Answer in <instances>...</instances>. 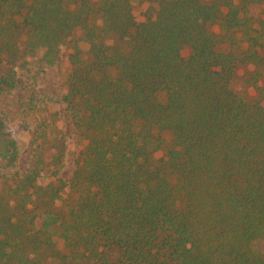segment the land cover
I'll return each mask as SVG.
<instances>
[{"label": "trees", "instance_id": "obj_1", "mask_svg": "<svg viewBox=\"0 0 264 264\" xmlns=\"http://www.w3.org/2000/svg\"><path fill=\"white\" fill-rule=\"evenodd\" d=\"M146 1L0 0V64L72 46L86 139L70 177L4 182L0 264H264V0Z\"/></svg>", "mask_w": 264, "mask_h": 264}, {"label": "rangeland", "instance_id": "obj_2", "mask_svg": "<svg viewBox=\"0 0 264 264\" xmlns=\"http://www.w3.org/2000/svg\"><path fill=\"white\" fill-rule=\"evenodd\" d=\"M131 1L138 21L145 20L150 4L146 0ZM215 29L220 31L218 26ZM24 47L22 43L17 63L0 64V73L11 68L17 72L15 88L0 95V191L16 171L38 167L45 182L55 178L58 169L57 175L70 177L86 144L64 102L72 46L65 45L61 53L49 56L32 55ZM253 70L254 65L239 66L232 81L234 90L246 98L255 95L246 80ZM165 136L171 140L170 133Z\"/></svg>", "mask_w": 264, "mask_h": 264}]
</instances>
